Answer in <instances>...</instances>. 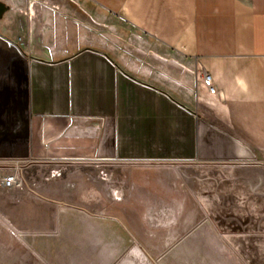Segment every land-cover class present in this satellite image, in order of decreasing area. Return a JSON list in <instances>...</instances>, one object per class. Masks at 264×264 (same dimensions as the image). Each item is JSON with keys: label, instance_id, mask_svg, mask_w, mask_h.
<instances>
[{"label": "crops", "instance_id": "obj_1", "mask_svg": "<svg viewBox=\"0 0 264 264\" xmlns=\"http://www.w3.org/2000/svg\"><path fill=\"white\" fill-rule=\"evenodd\" d=\"M0 2V166L194 164L264 149V0ZM102 175H72L86 204L100 188L102 206L123 200ZM48 182L56 203L79 198ZM117 264L150 263L136 245Z\"/></svg>", "mask_w": 264, "mask_h": 264}, {"label": "rangeland", "instance_id": "obj_2", "mask_svg": "<svg viewBox=\"0 0 264 264\" xmlns=\"http://www.w3.org/2000/svg\"><path fill=\"white\" fill-rule=\"evenodd\" d=\"M249 150L194 164H20L25 188L0 185V264H117L136 245L150 264H264V149ZM76 172L107 175L123 200L102 206L100 188L86 204ZM50 179L77 186L80 199L56 203V188L41 191Z\"/></svg>", "mask_w": 264, "mask_h": 264}, {"label": "built area", "instance_id": "obj_3", "mask_svg": "<svg viewBox=\"0 0 264 264\" xmlns=\"http://www.w3.org/2000/svg\"><path fill=\"white\" fill-rule=\"evenodd\" d=\"M199 81L202 86L207 90L211 97L218 95V89L213 81V77L203 71L199 74ZM23 168L20 163H15L12 167H0V185L3 189L15 190L25 188V179L23 178ZM63 176L62 170H53L51 178H59ZM103 179L108 180L107 175H103ZM115 196L118 192H114Z\"/></svg>", "mask_w": 264, "mask_h": 264}, {"label": "water", "instance_id": "obj_4", "mask_svg": "<svg viewBox=\"0 0 264 264\" xmlns=\"http://www.w3.org/2000/svg\"><path fill=\"white\" fill-rule=\"evenodd\" d=\"M7 8L3 3L0 2V18L3 16V14L6 12Z\"/></svg>", "mask_w": 264, "mask_h": 264}]
</instances>
